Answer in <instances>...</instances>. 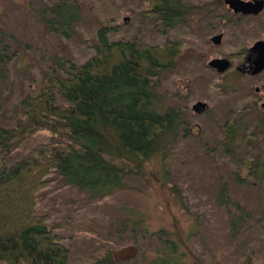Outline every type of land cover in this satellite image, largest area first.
<instances>
[{
  "label": "rangeland",
  "instance_id": "rangeland-1",
  "mask_svg": "<svg viewBox=\"0 0 264 264\" xmlns=\"http://www.w3.org/2000/svg\"><path fill=\"white\" fill-rule=\"evenodd\" d=\"M58 1L0 0L2 39L12 61L0 70V126L21 117L18 101L29 85L43 83L45 69L55 70L54 58L84 63L95 53L98 30L109 26L117 27L111 33L113 41L154 46L168 40L185 42L174 65L157 76L155 89L163 114L175 112L195 132L190 135L180 128L179 135L166 145L174 155L172 160H164L163 153L157 156L144 179H130L125 190L111 197L92 199L59 175H52L56 181L38 195L37 213L50 216L49 227L60 226L54 234L72 250L69 264H92L112 245L122 246L120 256L126 262L121 264H147L151 260L147 252L154 242L145 235L146 228L178 232L185 248L207 264H264V115L255 107L256 98L250 97L264 81V73L250 77L234 69L220 74L208 66L213 58L228 55L240 66L244 62L241 50L264 40V12L245 16L235 14L224 0L221 4L217 0H181L193 8V14L188 24H179L165 36L163 27L148 14L147 0H78L82 17L66 38L47 30L40 16L50 2ZM223 26L227 33L223 44L209 45L207 40ZM198 102L206 103L209 110L194 113L192 108ZM228 122H236L237 127L233 138L229 136L223 144ZM52 138L48 132L38 133L12 152L6 164L28 156L38 144L51 143ZM5 155L0 157V165ZM248 156L261 163L260 176L238 184L237 175H244L242 164ZM174 186L182 189L186 209ZM244 209L250 217L238 222L235 235L230 222L243 218ZM138 216L143 220L141 227L134 226ZM130 242L139 245L137 259ZM143 253L148 254L145 259Z\"/></svg>",
  "mask_w": 264,
  "mask_h": 264
},
{
  "label": "trees",
  "instance_id": "trees-1",
  "mask_svg": "<svg viewBox=\"0 0 264 264\" xmlns=\"http://www.w3.org/2000/svg\"><path fill=\"white\" fill-rule=\"evenodd\" d=\"M147 2L148 14L163 27L165 36L179 24H188L193 14V8L181 0ZM217 2L221 4L222 0ZM47 9L40 14L43 25L66 38L82 17L78 0L50 2ZM116 28L103 26L98 30L95 53L84 63L54 58L55 70L45 69L43 83L29 85V91L18 101L21 117L0 126V157L6 153L0 165L2 264H69L73 252L64 245L61 236L54 234V229L60 226L49 227L50 216L37 213L38 195L54 184L53 174L92 199L111 197L125 190L130 179H144L147 167L157 156L163 153L164 160H172L174 155L167 151L166 145L179 135L180 128L184 133H195L175 112L163 114L155 89L157 76L174 65L185 42L168 40L154 46L113 41L111 33ZM2 35L0 28L3 72L2 66L9 67L12 61ZM235 128L234 122L226 124L223 144L229 136L233 138ZM40 132H48L55 139L38 144L28 156L6 164L12 152ZM249 157L242 164L244 175H237L238 184L255 181L260 176L261 163ZM173 191L186 209L182 189L174 186ZM247 213L241 210L243 218L231 220L235 235L238 222L250 217ZM136 221L134 226L141 227L143 220L138 216ZM124 223L123 229L127 228V220ZM144 232L154 242L153 249L147 252L151 256L147 264H207L185 248L178 232L166 228L155 232L146 228ZM129 244L135 248L133 255L137 259L141 254L139 245ZM121 249L118 245L104 249L92 264L126 262L120 256ZM148 254L143 253L142 257L145 259Z\"/></svg>",
  "mask_w": 264,
  "mask_h": 264
},
{
  "label": "water",
  "instance_id": "water-1",
  "mask_svg": "<svg viewBox=\"0 0 264 264\" xmlns=\"http://www.w3.org/2000/svg\"><path fill=\"white\" fill-rule=\"evenodd\" d=\"M224 3L235 13L242 15L258 16L264 11V0H224ZM222 35H217L212 39L215 45H219L222 41ZM253 54L257 58H253ZM250 70L249 74L255 76L264 70V41H258L250 49L249 55ZM209 66L215 69L218 73L223 74L229 70L231 63L227 59H214L209 63ZM242 69V68H241ZM209 106L204 102H198L193 106V111L197 114H203L207 111Z\"/></svg>",
  "mask_w": 264,
  "mask_h": 264
},
{
  "label": "flooded vegetation",
  "instance_id": "flooded-vegetation-1",
  "mask_svg": "<svg viewBox=\"0 0 264 264\" xmlns=\"http://www.w3.org/2000/svg\"><path fill=\"white\" fill-rule=\"evenodd\" d=\"M250 1V0H249ZM264 12V11H263ZM262 12V13H263ZM261 14V13H260ZM259 14V15H260ZM258 15V16H259ZM247 16H252V15H247ZM252 17H256V16H252ZM224 28H222L221 30H219V29H216L215 31H217V30H219V31H217L216 32V34L214 35V36H212L211 38H209L207 41H208V44L209 45H213V46H215V47H219V46H221L222 44H223V41H224V38H227V33L225 32V26H223ZM221 31V32H220ZM217 35H222L223 37H222V41H221V43L219 44V45H215L214 44V42H212V39L215 37V36H217ZM258 41H264V40H258ZM258 41H256V42H258ZM255 42V43H256ZM255 43L253 44V45H248V46H246V48H243L241 51L242 52H240V54H242V56H243V58L242 59H244V62L240 65V66H237V64L235 63V60H234V58L231 56V55H228V56H226V57H224V56H222L221 58H218V59H227V60H229L230 61V63H231V66H230V68H229V70L228 71H226L227 73H230V72H232L234 69H236L237 71H239L242 75H245V76H250V77H259V76H261L263 73H264V70L262 71V72H260L259 74H257V75H255V76H253V75H251V74H249L248 72H249V70H250V62H249V55H250V49L255 45ZM240 54H237V56L236 57H238ZM257 58V55H255V54H253V58H251L252 59V61H254V58ZM216 59V58H215ZM213 60H214V58H213ZM240 61V60H239ZM210 63V62H209ZM208 66H209V64H208ZM210 67V66H209ZM242 68V69H241ZM213 69V68H212ZM230 69L232 70V71H230ZM215 70V69H214ZM254 93L250 96V97H252L253 99L254 98H256V100H254L255 101V107L259 110L258 112H260L262 115H264V81L261 83V85L260 86H257V87H255L254 89ZM207 110H209V108L207 109ZM206 113V112H205ZM230 123V122H229ZM235 124H236V122H234ZM236 127H237V124H236Z\"/></svg>",
  "mask_w": 264,
  "mask_h": 264
}]
</instances>
